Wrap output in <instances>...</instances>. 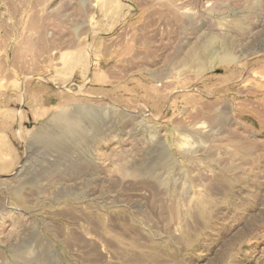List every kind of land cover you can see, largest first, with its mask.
<instances>
[{
    "label": "rangeland",
    "instance_id": "374dc122",
    "mask_svg": "<svg viewBox=\"0 0 264 264\" xmlns=\"http://www.w3.org/2000/svg\"><path fill=\"white\" fill-rule=\"evenodd\" d=\"M0 264H264V0H0Z\"/></svg>",
    "mask_w": 264,
    "mask_h": 264
}]
</instances>
